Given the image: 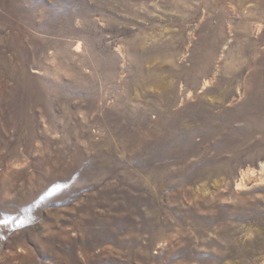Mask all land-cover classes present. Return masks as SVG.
<instances>
[{
	"label": "rangeland",
	"instance_id": "1",
	"mask_svg": "<svg viewBox=\"0 0 264 264\" xmlns=\"http://www.w3.org/2000/svg\"><path fill=\"white\" fill-rule=\"evenodd\" d=\"M0 264H264V0H0Z\"/></svg>",
	"mask_w": 264,
	"mask_h": 264
}]
</instances>
